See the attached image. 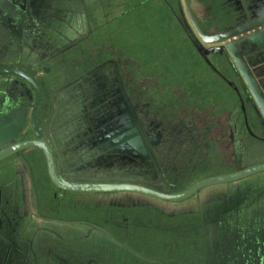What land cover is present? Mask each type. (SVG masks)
<instances>
[{
    "label": "rangeland",
    "instance_id": "obj_1",
    "mask_svg": "<svg viewBox=\"0 0 264 264\" xmlns=\"http://www.w3.org/2000/svg\"><path fill=\"white\" fill-rule=\"evenodd\" d=\"M187 1L188 6L184 0H106L109 19L106 29L101 28L104 20L99 22L94 26L100 37L80 40L77 49H72L76 50L73 58L82 60L84 68L80 75L109 62L125 90V98L119 96L113 118L107 119L101 130L98 145L129 157L146 156L147 150L141 144L134 120L140 123V130L151 142L159 177L156 179L153 172L131 168L118 178H132L165 192H177L203 178L264 163V122L255 103L228 54L215 57L206 50L225 43L228 34L263 13L264 0ZM203 2L209 4L211 14H200ZM181 22L198 38V44L201 36L195 25L204 37L218 33L213 35L216 39L197 50L195 45H190L192 40ZM66 32L63 31V36ZM44 43L48 51L56 50L53 42ZM15 47L13 44L12 48ZM25 50L24 45L18 46L14 56L17 55L19 62L26 60ZM7 54L11 56L10 52ZM242 55L246 54L242 51ZM246 60H252L251 66L257 59L246 55ZM57 64L54 63L48 77L38 72L44 78L41 84L47 108L52 105V93L70 81L64 79L55 84L54 78L65 67ZM103 73L110 85L113 73ZM234 96L241 101L245 116L243 128L241 120L238 121V130L229 128ZM31 99L33 108L35 95ZM47 122L46 116L40 119L41 129ZM30 137L29 127L20 139ZM15 167L20 168L19 175H15ZM0 171H5L0 172L3 174L0 184H32L34 197L40 198L41 203L48 202L57 193L48 182L44 158L38 151L5 159L0 162ZM67 194L62 196H67L64 198L69 201V207L60 211V219L68 221L70 226L69 229L61 226V233H66L61 242L82 252L79 256L85 258L72 254V264H206L210 260L204 249L211 250L216 242L218 246L228 247L236 241V245L247 247L249 253L252 248L253 253L256 249L260 255L256 233L258 229L264 232V172L208 187L174 203L125 193ZM65 203L68 204L61 201V205L68 206ZM208 215L217 225L230 228L227 231L220 226L218 241L211 231L215 222L204 221ZM199 219L201 225L205 222L210 228L205 229V224L199 226ZM72 234L73 245H68ZM54 245V257L69 259L68 252L63 253L64 249L59 251ZM230 248L235 250V243ZM234 260L235 251L229 255L228 263L233 264Z\"/></svg>",
    "mask_w": 264,
    "mask_h": 264
},
{
    "label": "flooded vegetation",
    "instance_id": "obj_2",
    "mask_svg": "<svg viewBox=\"0 0 264 264\" xmlns=\"http://www.w3.org/2000/svg\"><path fill=\"white\" fill-rule=\"evenodd\" d=\"M235 1L238 3L237 0ZM227 4L232 7V3L228 2ZM85 10L87 12L90 10L89 14H85ZM200 11L202 16L204 14H211L209 4H205L204 2L201 4ZM107 12L108 7L106 5V0H0V72L12 70L21 71L32 78L38 86L41 93V100L35 113V122L41 138L48 144L51 150L55 172L61 179L71 183H134L157 190L153 185L141 184L132 178H118V175L124 172L126 168L112 169L109 170L110 172L105 173L103 170L96 169L93 165L95 157L98 156L97 159L100 160V157L103 155L121 158L125 157L133 161L136 158H142L140 156H125L118 152L114 153L111 150L107 151L98 145V139H100L102 135L101 130L104 124L106 125V120H111L113 118L114 111L118 108L117 101L119 96L121 95L125 98V90L122 85L119 84L116 70L110 69L109 62H103L96 67H91L87 73L80 75V73H83L82 68H84L81 63L82 60L77 57L73 58L76 54V50L72 49L77 47L80 40H88L91 38V41L100 37V33L96 31L97 27L94 25L104 20V26L102 25L101 28L106 29V25L109 22ZM180 25L186 30L188 38L192 40L190 41V45H195L196 49L197 47H202L204 44H207L210 40L212 41L213 38L216 39L215 36L218 34L214 33L208 35L207 43L203 38H200L201 43L198 44L196 41L198 38L192 36L182 22ZM75 27L77 28L75 29ZM64 30L67 32L63 36L62 33ZM83 30H86L84 36ZM203 33L206 34L205 31ZM71 36L77 37L71 40ZM14 37L19 39L14 41ZM242 38L243 36L238 37L236 35L225 38V40H227L225 43H218L216 46L208 47L206 49L207 53L215 57L221 56L224 53L228 54L226 43L237 42L242 40ZM45 41L49 43L53 42L56 46V50L48 51L45 47ZM13 44L16 45L15 48H12ZM20 45H24L26 48V60H24V63L22 61L19 62V59L16 58L17 55L14 56V54H17L18 46ZM217 48H220L221 52H209V50ZM236 48L238 55L249 68L250 74L255 78L260 88L261 95L264 98V81H262L257 73L250 68L251 66L249 64L252 60H246V55L247 57L249 55L250 59L256 58L264 62V52L246 40L237 44ZM242 51L246 55L243 56ZM7 52H10L11 56H9ZM198 54L203 56L199 52ZM14 57L16 58L15 60ZM30 58L34 59L31 60ZM56 62L58 63L57 67L60 65H65V67L64 69L60 68L62 71H60V76L58 77L57 74V77L54 78L55 84L62 83L64 79H68L72 82L68 81L66 85L64 84L65 86L52 93V105L50 104L51 106L47 108L44 106L46 94L41 84V80L44 78L39 77L38 72L41 71L44 77H48ZM65 69L68 70L64 71ZM262 69L264 73V64ZM108 71L113 73L111 79L113 82L110 85L106 83L105 80L108 78L104 77L105 75L103 73ZM78 75H80V77L75 79ZM199 79L201 81V78ZM16 80L20 82V85L24 86L21 87L15 84L13 81ZM34 95L35 104L32 108L31 98H34ZM234 97L236 99L234 105H238L241 112H237L236 109L232 110V119L229 121V128L232 126L234 130H238V115L242 113L241 116L244 121L245 116L241 101L238 97ZM37 100L38 96L36 90L28 81L14 75H0V150L15 143L35 138L31 116ZM92 103H94L96 110L94 111V109H92L86 113L88 109L85 108H88V105ZM129 110H131V108ZM45 116L48 122L43 124L41 129L39 121L45 118ZM134 123H136L139 128L147 150V154L144 158H151L152 148L150 140H148L145 134H143V131L140 130V123H137L136 120H134ZM29 127L32 137L20 139L22 132L27 131ZM81 131L84 132V137L87 140L89 139L94 145L93 150L89 148L88 145L82 147H77L76 145L64 146L65 142L71 140L75 143V141L81 137ZM45 134L47 137H45ZM261 148L262 146L259 147V151H261ZM28 151H38L42 154L37 148H29L16 154L27 153ZM16 154L7 156L3 158L4 160L1 159L0 162L12 156L16 157ZM88 156H90L91 159L87 160ZM152 163L155 166L153 154ZM19 170L20 168L15 167V175H19V173H17ZM0 172L2 173L5 171ZM2 175L0 174V178ZM25 177L27 178V176ZM20 179L23 180L21 177ZM119 179H128V181H119ZM129 180L135 182H130ZM48 182L51 183L49 178ZM53 189L57 191V193L55 192L52 194L51 197L48 198V202L41 203L40 198L37 200L36 197H34L32 184H0V264H72V254L76 255V257L82 254V252H78L74 247L70 248L66 245L64 246L61 242L62 235H66V233H61V226L65 225L66 228L70 226L68 221L60 219V211L62 213L64 208L66 209L69 207V201L64 198L67 196H62L68 195V192L58 190L54 186ZM159 191L165 192L161 189ZM144 198L151 199L147 197ZM61 201H63V203L67 202L68 204H65L68 206L61 205ZM209 219L212 218L208 215L204 221L207 222ZM212 221L215 222L214 219ZM198 222L199 226L204 227L205 222H203L202 225L200 219ZM205 227V229L210 228L207 224H205ZM211 231L212 235L215 237L214 240H220L221 229L216 222L215 226H212ZM73 236L74 234L67 240L68 245H73ZM233 243H235V250L230 248L233 244L227 248L225 246H218L217 242L215 245L213 244V250L204 249L205 256L210 260V262H206V264H229V255H232L234 251L235 263L233 264H260V255L257 254L256 249L253 253L252 248H250L251 252L249 253L247 247L243 248L236 245V242ZM53 244H55L54 246L57 247L59 251L64 249V251H62L63 253L68 252L70 254L69 259L54 257ZM260 250L261 248L259 247V251ZM80 258L85 259L84 256Z\"/></svg>",
    "mask_w": 264,
    "mask_h": 264
},
{
    "label": "water",
    "instance_id": "obj_3",
    "mask_svg": "<svg viewBox=\"0 0 264 264\" xmlns=\"http://www.w3.org/2000/svg\"><path fill=\"white\" fill-rule=\"evenodd\" d=\"M184 2L186 6H188V1L184 0ZM195 28H196V31L199 32V35L201 36V38H203L205 42H208V38L204 37L200 33L199 29L197 28V25H195ZM242 34L244 35L242 40H239L237 42L226 43V49L242 81L244 82L248 92L250 93L256 107L258 108L260 115L262 116L264 120V98L261 95L260 88L255 78L250 74L249 68L247 67L246 63L242 60V58L238 55L237 48H236L237 44H239L243 40H246L254 44L258 49L263 48L264 50V12L254 17L250 21L240 25L234 32H231V34H228V36L226 37H231V36L233 37L235 35L237 36V35H242ZM209 52L211 53L221 52V49L220 48L211 49L209 50ZM6 74L21 77L24 80L28 81L36 90L38 100L33 109L32 116H31L32 128L35 134V138L32 140L18 142L5 149H1L0 150V160L7 156H11L13 154H16L20 151H23L29 148L39 149L42 152L43 157H44L48 178L50 182L52 183V185L58 190H61L64 192H71V193H90V194L131 193V194L144 196V197L162 201V202L172 203V202H179V201L188 199L189 197L197 194L199 191L206 189L208 187L215 186V185H221V184H227V183H233L240 179L246 178L250 175L264 172V163H257V164L249 165V166L243 167L241 169H238V170H235L229 173L203 178L195 182L194 184L188 186L187 188L181 191H178V192H161V191H158V190H155V189H152V188L140 185V184H134V183H71V182H66L64 179H61L56 174L51 150L48 144L41 138L39 131L37 129V126H36L35 113H36V110L41 100V93H40L38 86L36 85V83L34 82L32 78L28 77L21 71L12 70V71H7V72H0L1 76L6 75ZM134 126L137 127V124L134 123ZM140 138L142 142L141 144L145 147L142 136H140Z\"/></svg>",
    "mask_w": 264,
    "mask_h": 264
},
{
    "label": "trees",
    "instance_id": "obj_4",
    "mask_svg": "<svg viewBox=\"0 0 264 264\" xmlns=\"http://www.w3.org/2000/svg\"><path fill=\"white\" fill-rule=\"evenodd\" d=\"M89 107L88 108H85V109H88L86 111L89 112L91 111L92 109H94V111L96 110V108L94 107V103L88 105ZM238 111H240V109H238ZM85 113V114H86ZM92 120V119H91ZM241 120V124H242V128H243V118L241 116V113L238 115V121ZM240 124V123H238ZM90 127V126H89ZM82 135L80 138H78L75 143L71 140V141H68V142H65L64 146L67 147L68 145L70 146H77V147H82V146H86L88 145L89 148H91L92 150L94 149V145L92 144V142L88 139H86L84 137V132L81 131ZM252 141H256V140H253ZM151 143V142H150ZM151 145V144H150ZM97 157H95L94 161H93V165L96 169H100V170H103L105 173H108L110 172L109 170H112V169H123V168H126V170H129L131 168H134V169H140L141 171H147V172H150V173H154L156 175V179L159 177L158 173H159V168L157 166V163L155 161V166L153 165L152 163V154H151V158H136L134 159V161L132 159H128V158H121V157H115V156H111V155H103L102 157H100L101 159H97ZM107 169V170H105ZM117 171V170H115ZM115 174V173H114ZM113 176V175H112ZM119 181H128V179H119ZM130 182H135V181H131L129 180ZM140 183V182H139ZM141 184H144V183H141ZM154 189V188H153ZM158 191L160 189H157ZM221 227H223L224 225H219ZM228 227V226H226ZM225 226L223 228H226ZM230 228H226L227 231H229ZM256 237L259 238V243H260V264H264V232L263 231H260L258 230V232L256 233ZM232 241V240H231ZM237 242V241H236ZM218 244V242H217ZM231 244H234L233 242Z\"/></svg>",
    "mask_w": 264,
    "mask_h": 264
},
{
    "label": "crops",
    "instance_id": "obj_5",
    "mask_svg": "<svg viewBox=\"0 0 264 264\" xmlns=\"http://www.w3.org/2000/svg\"><path fill=\"white\" fill-rule=\"evenodd\" d=\"M259 50H261L262 52H264V50H263V48H261V49H259ZM263 64H264V62L262 61H260V59L259 60H256V61H253V64H251V69L254 71V72H256L257 73V75L259 76V78L262 80V81H264V73H263ZM249 66V65H248ZM15 84H17V85H20V82L18 81V80H16V81H13ZM237 110V112H238V105L237 106H235L234 107V110ZM240 112H241V110H240ZM242 114V113H241ZM213 220V219H212ZM259 230V229H258ZM262 231V230H261ZM216 248V247H215ZM228 248V247H227ZM214 248H212V250H213Z\"/></svg>",
    "mask_w": 264,
    "mask_h": 264
}]
</instances>
